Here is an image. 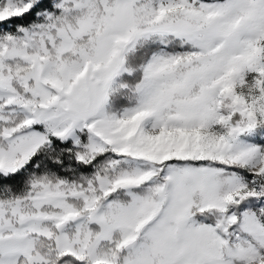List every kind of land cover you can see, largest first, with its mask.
I'll list each match as a JSON object with an SVG mask.
<instances>
[{"label": "snow or ice", "instance_id": "snow-or-ice-1", "mask_svg": "<svg viewBox=\"0 0 264 264\" xmlns=\"http://www.w3.org/2000/svg\"><path fill=\"white\" fill-rule=\"evenodd\" d=\"M0 264H264V0H0Z\"/></svg>", "mask_w": 264, "mask_h": 264}]
</instances>
